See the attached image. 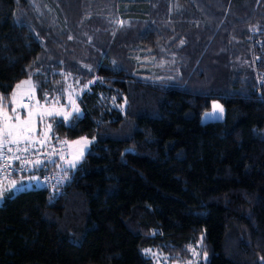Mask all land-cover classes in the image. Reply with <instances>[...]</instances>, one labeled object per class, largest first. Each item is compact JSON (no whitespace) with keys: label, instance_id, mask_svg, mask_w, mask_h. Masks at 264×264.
I'll return each mask as SVG.
<instances>
[{"label":"trees","instance_id":"1","mask_svg":"<svg viewBox=\"0 0 264 264\" xmlns=\"http://www.w3.org/2000/svg\"><path fill=\"white\" fill-rule=\"evenodd\" d=\"M261 71L264 0H0V101L76 84L36 135L89 142L3 197L0 264H264Z\"/></svg>","mask_w":264,"mask_h":264},{"label":"rangeland","instance_id":"2","mask_svg":"<svg viewBox=\"0 0 264 264\" xmlns=\"http://www.w3.org/2000/svg\"><path fill=\"white\" fill-rule=\"evenodd\" d=\"M246 66L244 61H241L239 65H237L238 69H244ZM23 82V81H21ZM21 84V88L17 89V85L13 88L10 97L6 100L0 101V127H3L4 121H3V112H7L9 116H15L16 113L12 112L13 107L16 108V112L20 116V120H28L29 119V113H32L31 116V128L32 131L29 133L24 132L23 135L29 137V139H20L19 143H30V144H40L43 141H45L49 136L48 133L45 130L44 134H41L39 136L36 135L38 130L40 129V126L37 125L38 121L44 120L48 117H60L64 122L69 119L74 113V102L76 100V96L80 92L81 88H78L76 84L72 85V83H65L64 90L68 91L67 96H64L63 103L59 104V98L54 99L52 102H40L38 98H36L35 88H33L32 84L31 87L28 84ZM74 87V88H73ZM76 88V89H75ZM16 93V102H12V94ZM31 96V99L29 98ZM33 101L34 105L33 107L29 106V103ZM38 102V103H37ZM219 104L216 101H213L210 103V108L208 111H206L201 116V122H210V121H219L223 117V113H220L218 111H213V104ZM24 105H28V107H24ZM220 105V104H219ZM65 114H69L68 118L65 119ZM9 123L15 124L17 121L13 119ZM5 139H8V137H5ZM84 139H77L69 142H65L67 146V157L62 159L61 164L63 167L66 168H72L79 160L82 158L83 154L88 148V144L84 145L83 143ZM80 143H76V142ZM12 144V143H9ZM81 151L83 154L81 155Z\"/></svg>","mask_w":264,"mask_h":264},{"label":"built area","instance_id":"3","mask_svg":"<svg viewBox=\"0 0 264 264\" xmlns=\"http://www.w3.org/2000/svg\"><path fill=\"white\" fill-rule=\"evenodd\" d=\"M261 58H255L257 66ZM258 95L264 91V72L257 73ZM31 101L29 106L33 107ZM11 149V151H9ZM67 157V146L65 142L56 141L49 136L40 144L16 143L5 144L0 149V188L13 179L21 180L19 186L13 188L16 191L29 188L50 187L58 182L57 176L48 172L50 165Z\"/></svg>","mask_w":264,"mask_h":264},{"label":"snow or ice","instance_id":"4","mask_svg":"<svg viewBox=\"0 0 264 264\" xmlns=\"http://www.w3.org/2000/svg\"><path fill=\"white\" fill-rule=\"evenodd\" d=\"M22 84H28L31 87V81H23L21 82ZM17 89L21 88V84H18ZM16 93L14 92L12 94V102L15 103L16 102ZM31 99V96L29 97ZM38 103V102H37ZM24 107H28V105H24ZM213 111H218L220 113H223V107L219 104L214 103L213 104ZM78 111V109H77ZM13 113H16V115L13 116H9L7 112H3V127H0V149H2L4 147L5 144H16L19 143L20 139H29V137L23 135L24 132H30L32 131L31 128V116L32 113H29V119L28 120H24L21 121L20 120V116L19 114L16 112V108L13 107L12 109ZM69 114H65V119L68 118ZM13 119H15L17 121V123L15 124H11L9 123L10 121H12ZM5 137H8V139H5ZM76 143H80L79 141ZM84 145H87L89 142L84 139L83 140ZM9 151H11V149H9ZM83 154V152L81 151V155ZM16 187V182L13 181L11 188H15ZM6 189L0 188V199L3 198L4 195V191ZM7 190H11V189H7Z\"/></svg>","mask_w":264,"mask_h":264},{"label":"crops","instance_id":"5","mask_svg":"<svg viewBox=\"0 0 264 264\" xmlns=\"http://www.w3.org/2000/svg\"><path fill=\"white\" fill-rule=\"evenodd\" d=\"M27 133H29V132H27ZM13 181L16 182V187L19 186V184H20V182H21V180H19V179H13L12 181H10V182L4 184V185H3V189H6V190L4 191V195H3V197H4L6 194H13V193L17 192L16 189L13 190V188H11V185H12V182H13ZM7 189H11V190H7ZM2 199H3V198H2ZM2 199H0V202L2 201Z\"/></svg>","mask_w":264,"mask_h":264}]
</instances>
